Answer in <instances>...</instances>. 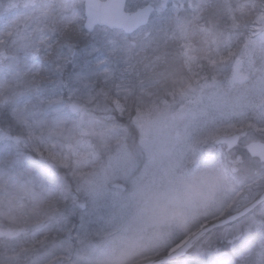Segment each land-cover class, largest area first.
<instances>
[{"label":"snow or ice","instance_id":"6c2138e0","mask_svg":"<svg viewBox=\"0 0 264 264\" xmlns=\"http://www.w3.org/2000/svg\"><path fill=\"white\" fill-rule=\"evenodd\" d=\"M64 3L54 17L45 9L41 28L11 39L0 28V49L27 53L11 69L17 87L0 88V144L14 150L0 155V209L48 208L32 247L0 264H96L126 220L152 264H264V72L247 71L264 61V6L252 4L257 32L221 17L215 0ZM109 7L122 23L102 19ZM197 33L223 49L201 58ZM81 162L93 179H77ZM147 190L180 209L162 213L170 232L149 231L162 214L138 218Z\"/></svg>","mask_w":264,"mask_h":264},{"label":"rangeland","instance_id":"374dc122","mask_svg":"<svg viewBox=\"0 0 264 264\" xmlns=\"http://www.w3.org/2000/svg\"><path fill=\"white\" fill-rule=\"evenodd\" d=\"M84 0H72V3L80 4ZM221 7V17H226L237 26H248L259 32L262 27L255 23L256 12L252 4L264 6V0H215ZM180 3L179 0H170L169 8L174 4ZM64 0H5L3 9L0 13V28L10 29L11 38H15L18 34L32 29H38L45 24V9L49 17H54L58 13L65 10ZM69 10L71 4L68 5ZM218 22V21H217ZM215 23V22H214ZM224 40L217 37L216 43L209 47L206 45L200 34L194 35L193 47L195 52L201 58H210L217 54L216 50H222L224 47ZM27 53L24 50L5 46L0 49V88L4 90H12L17 87V80L14 71L11 69L24 68V57ZM33 57L29 56V59ZM71 71V67H69ZM249 80L254 79L260 72H264V61H257L255 67L248 70ZM252 100V92L249 89L245 102ZM153 131H158L164 127V122H157L151 125ZM37 135H40V130H37ZM47 140V134L45 133ZM14 150L9 148L6 144H0V155H7ZM106 160L97 165V172L101 174L102 168ZM79 172L81 175L77 177L78 180L88 179L93 177L90 175L91 168L86 162H81ZM207 169L202 168L199 172H191L189 174V181L199 184L206 178ZM112 177H108L104 183L107 189L114 190L113 185L118 183ZM235 183V181H233ZM240 187L239 184H236ZM245 190L247 187L245 184ZM253 191H256L254 188ZM136 208L139 210L140 217L151 216L155 211L162 214L165 210L169 212L179 213L180 209L169 205L167 200L160 199L157 193L153 190L145 191L137 200ZM48 217V208L45 204H37L30 200L23 202L21 207L19 203H14L4 209H0V233L3 232L7 242H0V257L8 258L10 256H17L21 254L24 249L30 248L33 245L32 233L36 230L38 223L45 221ZM128 224V231L124 233H117L112 241L104 242L98 248L94 261L96 264H138L145 260V255L151 256L152 253L147 251L143 245L145 241L139 239L137 231V223L135 221H125ZM35 226L33 229L28 228ZM175 227V220L167 215H160L158 222L150 232L167 233ZM187 227V225H182ZM56 237V234H52ZM135 245V247H132Z\"/></svg>","mask_w":264,"mask_h":264},{"label":"water","instance_id":"95a60500","mask_svg":"<svg viewBox=\"0 0 264 264\" xmlns=\"http://www.w3.org/2000/svg\"><path fill=\"white\" fill-rule=\"evenodd\" d=\"M100 3L104 4L105 1L100 0ZM101 11L105 13V15L102 16V19H106L110 23L117 24V25L123 22V17H122V14L119 8H110V7L102 8ZM141 264H152V262L151 260H147V261L142 262Z\"/></svg>","mask_w":264,"mask_h":264},{"label":"trees","instance_id":"16d2710c","mask_svg":"<svg viewBox=\"0 0 264 264\" xmlns=\"http://www.w3.org/2000/svg\"><path fill=\"white\" fill-rule=\"evenodd\" d=\"M3 239V238H2Z\"/></svg>","mask_w":264,"mask_h":264}]
</instances>
